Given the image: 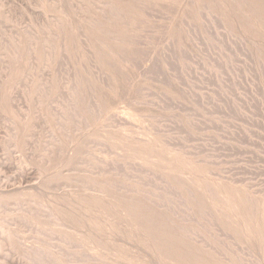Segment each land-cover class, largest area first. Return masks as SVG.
<instances>
[{
	"label": "rangeland",
	"instance_id": "obj_1",
	"mask_svg": "<svg viewBox=\"0 0 264 264\" xmlns=\"http://www.w3.org/2000/svg\"><path fill=\"white\" fill-rule=\"evenodd\" d=\"M209 1L0 0V264H264V0Z\"/></svg>",
	"mask_w": 264,
	"mask_h": 264
},
{
	"label": "bare ground",
	"instance_id": "obj_2",
	"mask_svg": "<svg viewBox=\"0 0 264 264\" xmlns=\"http://www.w3.org/2000/svg\"><path fill=\"white\" fill-rule=\"evenodd\" d=\"M207 1H209V0H207ZM249 1H250V0H249ZM251 1H252V0H251ZM251 1H250V2H251ZM253 1H254V0H253ZM253 1H252V4L255 3V2H253ZM258 1H259V0H258ZM209 2H210V1H209ZM213 2H214V1H213ZM260 2H261V1H260ZM260 2H258L259 5H260V7H259L258 9H260V8L262 9L261 5H263V4H261ZM210 3H211V2H210ZM248 3H249V2H248ZM256 3H257V2H256ZM212 4H213V3H212ZM242 5H243V4H242ZM242 5H239V6H242ZM251 6H252V5H251ZM251 6H250V8H251ZM246 7H247V6H246ZM257 7H258V6H257ZM243 8H244V7H243ZM247 8H248V7H247ZM253 8H254L253 10H255V11L258 10V9H257V10L255 9L256 6H254V5H253ZM263 8H264V7H263ZM245 9H246V8H245ZM245 9H244V10H245ZM246 10L248 11V9H246ZM263 10H264V9H263ZM251 11H252V10H251ZM260 11H261V10H259L258 12H256V14H258ZM241 12H242V10H241ZM249 12H250V11H249ZM262 12H264V11H262ZM262 12H260V13H261V15L263 16L264 14H262ZM243 13H244V12H243ZM260 13H259V14H260ZM241 14H242V13H241ZM251 14H254V12L252 11ZM251 14H250V15H251ZM256 14H255V15H256ZM259 14H258V15H259ZM261 15H259V16H261ZM258 18H259V17H258ZM261 18H262V17H261ZM261 18H259V19H260L259 21L262 22L261 24H264L263 21H262V20L264 19V16H263V19H261ZM67 21H68V20H67ZM72 21H73V20H72ZM73 22H74V21H73ZM73 22H71V21H70V22H67V23H68L67 26L65 25V26H66L65 28H67L66 30H70V29H68V25H69V27H70V25H73V24H69V23H73ZM65 23H66V22H65ZM62 25H64V24H61V27H62ZM75 25H77V22L75 23ZM75 25H74V26H75ZM74 26H72V28H73ZM258 26H259V25H258ZM261 26H262V29H263V26H264V25H261ZM75 27H76V26H75ZM70 28H71V27H70ZM72 28H71V29H72ZM62 29H64V28H62ZM74 29H75V28H74ZM258 29H259V28H258ZM64 30H65V29H64ZM66 30H65V31H66ZM76 30H77V28H76ZM65 31H64V32H65ZM64 32H63V35L66 33V32H65V33H64ZM72 32H73V31H72ZM67 33H70V31L67 32ZM75 33H77V32H75ZM260 33H262V32H260ZM263 33H264V31H263ZM263 33H262V34H263ZM69 35H70V34H69ZM71 35H74V33L71 34ZM71 35H70V36H71ZM260 35H261V34H260ZM65 36H67V35L65 34ZM65 36H63V37H65ZM262 36H263V35H262ZM259 37H260V36H259ZM259 37H258V38H259ZM66 38H67V37H66ZM261 40L264 41V39H261ZM262 43H263V42H262ZM258 45H259V44H258ZM260 45H261V44H260ZM259 47H260V46H259ZM71 148H72V147H71ZM71 151H72V150H71ZM139 159H140V158H139ZM182 177H183V176H182ZM183 179H184V178H183ZM185 179H186V178H185ZM191 181H193V180L190 179V182H191ZM188 185H189V183H188ZM195 185H196V184H195ZM197 186H198V185H197ZM192 187H193V186H192ZM194 187H195V186H194ZM215 189H216V187H215ZM230 189H231V188H230ZM217 191H221V190H217ZM228 191H229V190H228ZM215 192H216V191H215ZM232 192H233V191H232ZM229 193H230V192H229ZM216 194H217V196H219L218 193H216ZM219 194H220V192H219ZM230 194H231V193H230ZM232 194H233V193H232ZM232 194H231V195H232ZM217 196H216V197H217ZM228 196H229V195H228ZM220 197H221V196H220ZM220 197H218V198H220ZM225 197H226V196H225ZM235 197H237V196H235ZM96 198H97V197H96ZM229 198H230V197H229ZM237 198H238V197H237ZM221 199H222V198H221ZM94 200H95V199H94ZM223 201L226 202V200H223ZM237 201H238V200H237ZM230 203H231V202H230ZM237 203H238V202H237ZM239 203H240V202H239ZM80 204H81V203H80ZM223 204H224V203H223ZM232 204H233V203H232ZM69 205H70V204H69ZM107 205H110V204H107ZM243 205H244V204H243ZM85 206H86V205H85ZM93 206H94V205H93ZM104 206H105V205H104ZM241 206H242V205H241ZM244 206H245V205H244ZM249 206H250V205H249ZM72 207H73V206H72ZM77 207H78V206H77ZM96 207H97V206H96ZM129 207H130V206H129ZM133 207H134V206H133ZM133 207H131V208H133ZM239 207H240V205H239ZM239 207H238V209H239ZM253 207H254V206H253ZM253 207L251 206L250 208H253ZM258 207H259V206H258ZM84 208H86V207H84ZM110 208H111V207H110ZM123 208H124V207H123ZM131 208H130V209H131ZM134 208H135V207H134ZM134 208H133V210H136V209H134ZM227 208H228V207H227ZM231 208H232V207H231ZM66 209H68V208H66ZM75 209H76V207H75ZM77 209H79V207H78ZM90 209H91V208H90ZM96 209H97V208H96ZM108 209H109V208H108ZM234 209H235V208H234ZM240 209H241V208H240ZM246 209H247V208H246ZM254 209H255V208H254ZM72 210H73V209H72ZM79 210H80V209H79ZM91 210H92V209H91ZM97 210H98V209H97ZM112 210H113V209H112ZM232 210H233V208H232ZM249 210H250V209H249ZM255 210H258V209H255ZM255 210H254V211H255ZM59 211H60V210H59ZM73 211H74V210H73ZM73 211H72V212H73ZM102 211H103V210H102ZM124 211H125V210H124ZM126 211H127V210H126ZM137 211H138V210H137ZM224 211H225V210H224ZM236 211H237V210H235V212H236ZM243 211H244V210H243ZM258 211H259V210H258ZM258 211H257V212H258ZM75 212H76V211H75ZM86 212H87V211H86ZM86 212H84V213H86ZM110 212H111V211H110ZM231 212H232V211H231ZM245 212H248V211H245ZM259 212H260V211H259ZM50 213H51V212H50ZM50 213H49V214H50ZM59 213H60V212H59ZM63 213H64V212H63ZM70 213H71V212H70ZM80 213H81V211H80ZM90 213H91V212H90ZM97 213H98V212H97ZM102 213H103V212H102ZM128 213H129V212H128ZM228 213H229V212H228ZM237 213H238V212H236V214H237ZM239 213H240V212H239ZM243 213H244V212H243ZM254 213H255V212H254ZM254 213H253V214H254ZM67 214H69V213H67ZM67 214H66V215H67ZM82 214H83V213H82ZM82 214H81V215H82ZM98 214H99V213H98ZM98 214H96V215H98ZM111 214H112V213H111ZM233 214H234V213H233ZM240 214H241V213H240ZM248 214H249V213H247V215H248ZM50 215H52V214H50ZM64 215H65V213H64ZM71 215H72V214H71ZM79 215H80V214H79ZM83 215H84V214H83ZM103 215H104V214H103ZM114 215H115V214H114ZM243 215H244V214H243ZM251 215H252V214H251ZM255 215H256V214H255ZM72 216H73V215H72ZM92 216H94V215H92ZM100 216H101V214H100ZM229 216H230V215H229ZM229 216H228V218H229ZM253 216H254V215H252L251 217H253ZM256 216H257V215H256ZM260 216H261V215H260ZM56 217H57V216H56ZM97 217H99V216H97ZM105 217H106V216H105ZM116 217H117V216H116ZM119 217H120V216H119ZM230 217H231V216H230ZM233 217H234V215H233ZM239 217H241V215H240ZM51 218H53V217H51ZM92 218H93V217H92ZM107 218H108V217H107ZM107 218H106V219H107ZM226 218H227V217H226ZM231 218H232V217H231ZM242 218H243V217H242ZM242 218H240V219H242ZM249 218H250V217H249ZM255 218H256V217H255ZM259 218H260V217H259ZM233 219H234V218H233ZM244 219H245V218H244ZM260 219H261V218H260ZM67 220H68V219H67ZM74 220H75V219H74ZM108 220H109V219H108ZM246 220H247V219H246ZM249 220H250V219H249ZM77 221H78V219H77ZM82 221H83V219H82ZM251 221H252V220H251ZM253 221H254V220H253ZM253 221H252V222H253ZM257 221H258V218H257ZM114 222H115V221H114ZM231 222H232V220H231ZM243 222H244V221H243ZM252 222H251V223H252ZM254 222H255V221H254ZM260 222H261V221H260ZM69 223H70V222H69ZM69 223H68V221H67V224H69ZM117 223H118V221H117ZM234 223H235V222H234ZM236 223H237V221H236ZM87 224H88V223H87ZM95 224H96V223H95ZM107 224H108V222H107ZM71 225H72V224H71ZM80 225H81V224H80ZM241 225L243 226V224H241ZM245 225H246V223H245ZM252 225H253V224H252ZM252 225H251V226H252ZM257 225H258V224H257ZM75 226H76V225H75ZM251 226H250V227H251ZM263 226H264V225H263ZM81 227H82V226H81ZM90 227H91V226H90ZM95 227H96V226H95ZM107 227H108V226H107ZM76 228H77V227H76ZM84 228H85V227H84ZM88 228H89V226H88ZM88 228H86V229H88ZM96 228H97V227H96ZM77 229H78V228H77ZM81 229H82V228H81ZM250 229H251V228H250ZM250 229H249V230H250ZM75 230H76V229H75ZM75 230H74V231H75ZM88 230H90V229H88ZM78 231H79V230H78ZM105 231H106V230H105ZM84 232H85V231H84ZM248 232H249V231H248ZM89 233H91V232L89 231ZM94 233H95V231H94ZM94 233H93V234H94ZM93 234H92V236H93ZM97 234H98V233H97ZM104 234H105V233H104ZM107 235H108V234H107ZM107 235H106V236H107ZM182 235H183V234H182ZM255 235H256V234H255ZM79 236H80V235H79ZM94 236H96V235H94ZM98 236H99V234H98ZM101 236H102V235H101ZM112 236H113V235H112ZM183 237L186 238L185 236H183ZM86 238H87V237H86ZM110 238H112V237H110ZM104 239H105V238H104ZM114 239H115V238H114ZM111 240H112V239H111ZM119 240H121V239H119ZM167 240H168V239H167ZM245 240H246V239H245ZM103 241H104V240H103ZM121 241H123V240H121ZM121 241H120V243H121ZM85 242H86V241H85ZM89 242H90V240H89ZM100 242H101V241H100ZM103 243H104V242H103ZM175 243H176V242H175ZM104 244H105V243H104ZM110 244H111V243H110ZM129 244H131V243H129ZM167 244H168V242H167ZM183 244H185V243H183ZM86 245H87V244H86ZM119 245H120V244H119ZM124 245H125V244H124ZM138 245H139V244H138ZM138 245H137V246H138ZM164 245H165V244H164ZM181 245H182V244H181ZM127 246H128V245H127ZM127 246H125V247H127ZM130 246H131V245H130ZM183 246H184V245H183ZM89 247H90V246H89ZM114 247H115V246H114ZM139 247H140V246H139ZM94 248H95V247H94ZM192 248H193V247H192ZM36 249H37V248H36ZM135 249H136V248H135ZM129 250H130V249H129ZM175 250H176V249H175ZM185 250H186V249H185ZM189 250H191V249H189ZM192 250H193V249H192ZM118 251H119V250H118ZM125 251H126V250H125ZM135 251H136V250H135ZM186 251H187V250H186ZM95 252H96V251H95ZM128 252H129V251H128ZM174 252H175V251H174ZM189 252H190V251H189ZM183 253H185V252H183ZM112 254H113V253H112ZM115 254H117V253H115ZM183 255H184V254H183ZM115 256H116V255H115ZM172 256H174V255H172ZM190 256H191V255H190ZM193 256H194V255H193ZM93 257H95V256H93ZM194 257H195V256H194ZM201 257H202V256H201ZM95 258H96V257H95ZM174 258H175V256H174ZM199 258H200V257H199ZM92 259H93V258H92ZM96 259H97V258H96ZM189 259H190V258H189ZM195 259H196V258H195ZM94 260H95V259H94ZM97 260H98V259H97ZM97 260H95V261L98 262ZM176 260H177V259H176ZM185 260H186V259H185ZM204 260H205V259H204ZM48 261H50V260H48ZM95 261H94V262H95ZM101 261H103V260H101ZM43 262H44V261H43ZM45 262H46V261H45ZM45 262H44V264H47V262H46V263H45ZM108 262H109V261H108ZM116 262H117V261H115V263H116ZM37 263H38V262H36V264H37ZM52 263H54V262H52ZM52 263H51V261H50V264H52ZM99 263H100V262H99ZM102 263H105V262H102ZM118 263H119V261H118ZM120 263H121V262H120ZM189 263H190V262H189ZM201 263H203V260H202ZM204 263H205V262H204ZM42 264H43V263H42ZM56 264H57V263H56ZM105 264H107V262H106ZM113 264H114V263H113Z\"/></svg>",
	"mask_w": 264,
	"mask_h": 264
}]
</instances>
